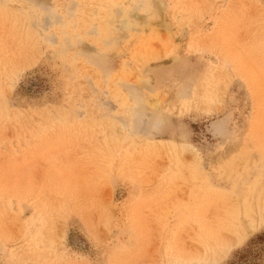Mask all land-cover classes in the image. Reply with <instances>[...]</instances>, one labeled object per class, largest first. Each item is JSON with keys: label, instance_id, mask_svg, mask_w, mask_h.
I'll return each mask as SVG.
<instances>
[{"label": "rangeland", "instance_id": "1", "mask_svg": "<svg viewBox=\"0 0 264 264\" xmlns=\"http://www.w3.org/2000/svg\"><path fill=\"white\" fill-rule=\"evenodd\" d=\"M0 264H264V0H0Z\"/></svg>", "mask_w": 264, "mask_h": 264}, {"label": "bare ground", "instance_id": "2", "mask_svg": "<svg viewBox=\"0 0 264 264\" xmlns=\"http://www.w3.org/2000/svg\"><path fill=\"white\" fill-rule=\"evenodd\" d=\"M17 9V8H16ZM111 10V9H110ZM13 12V11H12ZM121 13V12H120ZM15 23V22H14ZM17 23V22H16ZM17 25H18V23H17ZM24 25V24H23ZM30 28V27H29ZM23 30V29H22ZM16 31V30H15ZM29 36V35H28ZM33 36V35H32ZM24 37V36H23ZM31 37V36H30ZM24 44V43H23ZM22 44V45H23ZM27 44V43H26ZM70 46V45H69ZM64 48H66V47H64ZM68 48V47H67Z\"/></svg>", "mask_w": 264, "mask_h": 264}]
</instances>
